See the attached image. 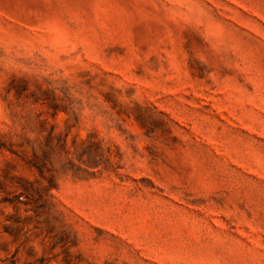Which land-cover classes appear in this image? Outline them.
<instances>
[{
    "label": "rangeland",
    "instance_id": "1",
    "mask_svg": "<svg viewBox=\"0 0 264 264\" xmlns=\"http://www.w3.org/2000/svg\"><path fill=\"white\" fill-rule=\"evenodd\" d=\"M0 264H264V0H0Z\"/></svg>",
    "mask_w": 264,
    "mask_h": 264
}]
</instances>
